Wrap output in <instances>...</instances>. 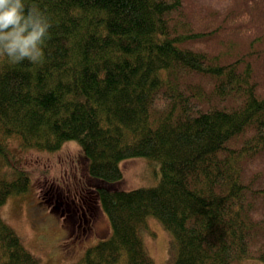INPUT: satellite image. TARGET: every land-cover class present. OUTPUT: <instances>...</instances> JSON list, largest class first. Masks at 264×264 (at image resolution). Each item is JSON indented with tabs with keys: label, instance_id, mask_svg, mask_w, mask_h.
Returning <instances> with one entry per match:
<instances>
[{
	"label": "trees",
	"instance_id": "16d2710c",
	"mask_svg": "<svg viewBox=\"0 0 264 264\" xmlns=\"http://www.w3.org/2000/svg\"><path fill=\"white\" fill-rule=\"evenodd\" d=\"M24 2L52 27L42 63L0 58V206L32 183L11 140H75L111 233L67 264H158L140 235L150 218L172 264H264V0ZM135 156L160 178L122 189ZM0 264H40L1 214Z\"/></svg>",
	"mask_w": 264,
	"mask_h": 264
},
{
	"label": "rangeland",
	"instance_id": "374dc122",
	"mask_svg": "<svg viewBox=\"0 0 264 264\" xmlns=\"http://www.w3.org/2000/svg\"><path fill=\"white\" fill-rule=\"evenodd\" d=\"M10 146L17 162L28 169L32 183L27 193L9 197L0 206V214L16 231L24 246L31 251L40 264L74 262L82 255L86 247L110 235L111 229L106 215L101 210L98 200L88 192L87 187L93 186V183L87 180L89 161L77 141L66 140L58 150L53 152L24 149L15 140L10 141ZM119 167L122 177L118 186L122 189L154 185L160 178L159 161L146 157L135 156L122 159ZM59 194L65 195L63 206L55 203L57 197H59L58 200H63ZM42 198L49 199L47 208L51 216L47 211L41 212V206L36 204L43 200ZM87 198H91L90 206L82 201ZM72 199L76 203L73 204ZM79 204L84 205L86 215L88 211L86 221L83 218L79 219L73 211ZM62 207L64 212L61 214ZM68 208H70V217L66 216ZM77 212L80 214L82 210L79 208ZM77 224L79 227L76 226ZM64 226L66 231L74 226L70 234L74 236L68 238L65 243L62 242V245H65L61 247V241L66 238ZM82 227L86 228L85 231ZM140 235L145 250L156 263H173L175 252L172 237L156 220L150 218L148 227L145 230L140 229ZM242 264L263 263L258 259L245 258Z\"/></svg>",
	"mask_w": 264,
	"mask_h": 264
},
{
	"label": "clouds",
	"instance_id": "9594fccd",
	"mask_svg": "<svg viewBox=\"0 0 264 264\" xmlns=\"http://www.w3.org/2000/svg\"><path fill=\"white\" fill-rule=\"evenodd\" d=\"M51 27L50 18L36 4L0 0V58L10 64L42 63Z\"/></svg>",
	"mask_w": 264,
	"mask_h": 264
},
{
	"label": "flooded vegetation",
	"instance_id": "af4514ba",
	"mask_svg": "<svg viewBox=\"0 0 264 264\" xmlns=\"http://www.w3.org/2000/svg\"><path fill=\"white\" fill-rule=\"evenodd\" d=\"M48 193V192H47ZM60 195V198L61 199H63V200H58L59 199V197H57L56 198V200H55V203L57 204V205H61L62 204V206H63V201H65V195H63L62 196V194H59ZM54 197V195L51 197V200H52V198ZM46 201H48V206H49V199L48 200H46ZM83 201V200H82ZM71 202L74 204V203H76L75 202V200L74 199H72L71 200ZM68 202H66V204H67ZM88 206H90L88 203H86ZM83 204H79L77 207H75V209L73 210L74 212H76V216H78L79 217V219H84L85 221H86V219H87V215H88V211L86 212L87 213V215L85 214V209H83ZM53 207L55 208V204H53ZM79 208L82 210V213H80V214H78V210H79ZM69 211H70V208H68V212L66 213V216H69L70 217V213H69ZM61 214L64 212V208L62 207V209H61ZM66 216H64V218H67ZM76 226H78L79 227V224H77ZM85 227H82V230L83 231H85Z\"/></svg>",
	"mask_w": 264,
	"mask_h": 264
}]
</instances>
